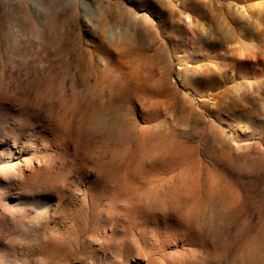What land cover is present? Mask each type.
<instances>
[{"label": "rangeland", "instance_id": "1", "mask_svg": "<svg viewBox=\"0 0 264 264\" xmlns=\"http://www.w3.org/2000/svg\"><path fill=\"white\" fill-rule=\"evenodd\" d=\"M0 264H264V0H0Z\"/></svg>", "mask_w": 264, "mask_h": 264}, {"label": "bare ground", "instance_id": "2", "mask_svg": "<svg viewBox=\"0 0 264 264\" xmlns=\"http://www.w3.org/2000/svg\"><path fill=\"white\" fill-rule=\"evenodd\" d=\"M257 23V22H256ZM253 39V38H252ZM240 49V48H239ZM236 50V49H235ZM237 58L241 59L243 57V52L242 50H238L237 54H236Z\"/></svg>", "mask_w": 264, "mask_h": 264}]
</instances>
